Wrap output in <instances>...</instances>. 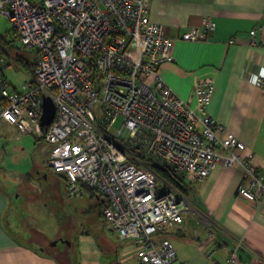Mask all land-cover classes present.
<instances>
[{"label":"built area","instance_id":"1","mask_svg":"<svg viewBox=\"0 0 264 264\" xmlns=\"http://www.w3.org/2000/svg\"><path fill=\"white\" fill-rule=\"evenodd\" d=\"M149 3L0 0V15L8 17L21 45L36 51L21 91L10 86L3 74L8 61L0 56V121L50 144L47 164L65 176L71 194L87 186L106 198L104 217L121 238L133 239L135 264H177L173 243L157 234L182 222L185 200L158 183L140 154L195 183L217 163H240L244 181L237 193L251 201L264 200V176L243 141L218 134L223 126L207 112L212 78L197 81L189 99L162 80L160 67L173 60L172 38L150 20ZM214 28L205 20L203 29L187 28L180 38L204 39ZM252 79L262 86L264 71ZM43 96L55 106L46 126L40 124ZM226 264H240L236 254Z\"/></svg>","mask_w":264,"mask_h":264},{"label":"crops","instance_id":"2","mask_svg":"<svg viewBox=\"0 0 264 264\" xmlns=\"http://www.w3.org/2000/svg\"><path fill=\"white\" fill-rule=\"evenodd\" d=\"M148 15L172 38L173 60L160 67L162 80L178 96L189 99L197 81L212 78L207 112L223 126L218 134L229 132L243 141L264 176V83L260 86L252 79L253 73L264 71V0H150ZM205 20L215 23L207 38H180L187 28L203 29ZM31 73L32 67L23 84ZM5 125L13 127L12 138L7 137ZM42 141L0 121V264H135L133 239L121 238L108 223L103 227L101 220L76 230L74 241L65 247L58 241L47 244L38 229H25L21 197L33 205L44 195L36 179H46L40 167L49 168L50 151L37 157V144ZM184 179L194 184L195 194L188 199L193 208L185 210L181 223L161 234L173 243L177 264H226L231 252L240 264H264V200H247L237 193L244 166L217 163L202 182L185 175ZM50 204L51 199L44 206ZM54 237L52 230L51 240Z\"/></svg>","mask_w":264,"mask_h":264},{"label":"rangeland","instance_id":"3","mask_svg":"<svg viewBox=\"0 0 264 264\" xmlns=\"http://www.w3.org/2000/svg\"><path fill=\"white\" fill-rule=\"evenodd\" d=\"M0 43V46H2L0 47V56H5L8 61V64L3 68V73L7 77L10 86L21 91L23 90V82L28 77L29 69L31 70V67L33 69V64L31 65V63L34 62V50H27L21 45L17 33L12 28V24L6 15H0ZM17 57H23L30 63H24L23 65L20 63L18 64L16 61ZM95 113H97L96 109ZM120 123L121 117H118L114 126L119 127ZM11 128L13 129V127L5 125L4 131L7 132L8 138H12L14 135ZM50 148V144L45 141L37 144V157L39 153L43 156L45 151H50ZM135 153H138V151H135ZM143 157L145 159H142ZM140 159L143 160L146 165L162 164L160 160L144 154H140ZM40 168L47 173L46 179H36L41 183V187H43L41 193L44 195H41L40 203L38 204L35 201L32 205L28 200H25V198L22 197L19 202L22 204V209L25 211L23 213V223L26 230L38 229L39 232L44 233V240L47 244H52L58 241L59 246L65 247L67 242L74 241L72 235H74L76 230H81V228L85 227H92V221L98 222L101 220L103 227L107 226V222L101 218L100 211L96 214V212L90 210V205L94 203L95 198L90 195L88 190H84L82 193L71 194L68 191L66 179L62 174L55 172L50 166L47 168L44 164L41 165ZM158 183L161 185H167L159 178ZM175 191L181 196L176 189ZM181 197L184 198V196ZM50 199V207L44 206L45 204H48ZM184 200L187 210L192 209L193 204L191 201L186 198H184ZM52 230H55V236L57 238L54 237L55 239L51 240ZM165 231L166 229L157 235L161 237V234ZM65 234H67L66 238H68V240L63 238ZM28 242L30 243V240H28ZM48 249L51 250V247H48ZM232 253L236 254L235 252H231L229 256H231ZM63 256L64 254L61 255V258ZM71 263L72 262L69 264Z\"/></svg>","mask_w":264,"mask_h":264},{"label":"trees","instance_id":"4","mask_svg":"<svg viewBox=\"0 0 264 264\" xmlns=\"http://www.w3.org/2000/svg\"><path fill=\"white\" fill-rule=\"evenodd\" d=\"M31 1L36 4L41 2V0H31ZM16 59H17L16 61L21 65L25 63V61L22 58L17 57ZM142 159L145 158L143 157ZM149 166L156 172L158 178L161 181L165 182L167 185L171 187H174L181 194V196H184V198H186L187 200L188 199L192 200V197L195 194L194 184L186 181L182 173H177L174 169L164 164H150ZM62 176L65 178L64 175ZM83 188L84 190H88L93 198L95 199L97 198V202H95L93 205H90V210H92V212L100 211V215L105 221L106 219L103 214V208L105 207V204L107 202L106 198L100 196L92 188H89L87 186H83Z\"/></svg>","mask_w":264,"mask_h":264},{"label":"water","instance_id":"5","mask_svg":"<svg viewBox=\"0 0 264 264\" xmlns=\"http://www.w3.org/2000/svg\"><path fill=\"white\" fill-rule=\"evenodd\" d=\"M42 107H43V113L40 118V124L42 126H46L52 121L54 117L55 106L50 97L43 96L42 97Z\"/></svg>","mask_w":264,"mask_h":264}]
</instances>
